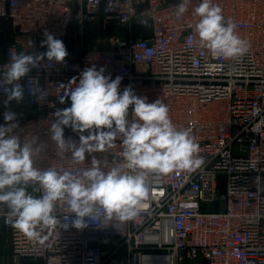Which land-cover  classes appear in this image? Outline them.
<instances>
[{
	"label": "built area",
	"instance_id": "2783aa9c",
	"mask_svg": "<svg viewBox=\"0 0 264 264\" xmlns=\"http://www.w3.org/2000/svg\"><path fill=\"white\" fill-rule=\"evenodd\" d=\"M180 2L0 0V26L8 22L12 30L0 73L20 52L42 53L45 31L64 40L75 24L74 53L64 63L45 59L33 68L19 82L22 102L6 108L0 87V124L10 109L17 114L15 134L45 141L37 166L72 171L90 166V159L73 163L70 153L59 158L48 129L57 109L68 106L60 99L66 86H74L69 81L78 82L93 64L113 79L121 76V91L131 85L149 102L162 101L173 123L191 130L203 159L194 171L150 176L148 197L135 218L84 229L57 225L42 241L5 223L0 206L7 264H264V0H213L249 43L246 54L228 60L212 57L196 42L199 18L193 13L200 0H191L177 18L174 5ZM65 136L75 138L67 128ZM121 151L118 139L116 147L96 156L114 166ZM65 214L58 208V218Z\"/></svg>",
	"mask_w": 264,
	"mask_h": 264
},
{
	"label": "clouds",
	"instance_id": "9594fccd",
	"mask_svg": "<svg viewBox=\"0 0 264 264\" xmlns=\"http://www.w3.org/2000/svg\"><path fill=\"white\" fill-rule=\"evenodd\" d=\"M191 0L174 5L177 18L188 11ZM197 43L214 58L242 57L249 43L236 31L213 0H200L194 8ZM42 53L20 52L0 73V87L6 108L24 99L19 83L45 59L64 63L69 55L61 39L47 31ZM106 69L93 64L69 81L60 99L68 106L57 109L48 129L56 155L71 154L73 163L90 159L86 168L75 171L37 166L35 156L47 151L38 135L21 139L17 114L6 110L0 124V206L6 209L5 223L33 241H42L54 226L84 229L89 224L106 226L112 220L127 221L138 215L139 206L149 194V177L176 170L194 171L203 159L199 143L190 129L178 128L168 107L159 99L149 102L135 94L131 85L121 91L122 77L105 75ZM75 134L65 136V129ZM122 151L114 166L103 165L96 153L116 147ZM38 193V194H37ZM67 206L66 209L63 206ZM58 208L66 214L58 218Z\"/></svg>",
	"mask_w": 264,
	"mask_h": 264
},
{
	"label": "crops",
	"instance_id": "0c3cea01",
	"mask_svg": "<svg viewBox=\"0 0 264 264\" xmlns=\"http://www.w3.org/2000/svg\"><path fill=\"white\" fill-rule=\"evenodd\" d=\"M2 29L4 30L2 32ZM11 25L8 22H3L2 26H0V57H4V52L7 44V36H11ZM73 39L75 41V28H73ZM88 34H91L90 31H88ZM11 39V37H10ZM46 50V47H45ZM10 249L7 246V243L5 242V238L0 236V264H7V257L9 256Z\"/></svg>",
	"mask_w": 264,
	"mask_h": 264
},
{
	"label": "trees",
	"instance_id": "16d2710c",
	"mask_svg": "<svg viewBox=\"0 0 264 264\" xmlns=\"http://www.w3.org/2000/svg\"><path fill=\"white\" fill-rule=\"evenodd\" d=\"M72 31H73V28L71 26L70 29H69V32H68L67 37L64 40H62L63 43L65 44L66 48H67L68 53H69V55L67 57L71 56L74 53L73 50H74V43H75V41L73 39V32ZM141 31H142V29L141 28H138L136 33L138 34ZM113 32L114 31H112V33ZM102 34L110 35L111 34V30L108 31V32H103ZM10 40H11L10 37L7 36V41L8 42H7L6 46L8 45V43L10 42ZM40 49L42 50V52H45L46 51L45 50V47H41V44H40Z\"/></svg>",
	"mask_w": 264,
	"mask_h": 264
},
{
	"label": "rangeland",
	"instance_id": "374dc122",
	"mask_svg": "<svg viewBox=\"0 0 264 264\" xmlns=\"http://www.w3.org/2000/svg\"><path fill=\"white\" fill-rule=\"evenodd\" d=\"M72 28H75V24L72 25ZM100 36H108L107 34H100ZM67 134L68 135H74V133L71 131V129H67ZM225 182H226V176L225 175H221L219 177V183H220V187L221 190H223L225 188Z\"/></svg>",
	"mask_w": 264,
	"mask_h": 264
}]
</instances>
